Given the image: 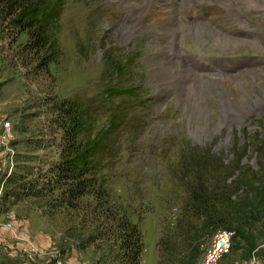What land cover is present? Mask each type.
<instances>
[{
  "label": "rangeland",
  "instance_id": "obj_1",
  "mask_svg": "<svg viewBox=\"0 0 264 264\" xmlns=\"http://www.w3.org/2000/svg\"><path fill=\"white\" fill-rule=\"evenodd\" d=\"M155 1L153 8L154 0H40L47 46L29 43V27L0 18V264H123L117 223L126 218L143 233L141 264H200L219 228L211 236L187 231L201 224L183 216L195 183L223 197L212 205L222 218L240 219L250 208L259 218L251 249L234 228L220 227L232 236L216 264H264V100L240 111L235 92L224 91L254 70L263 79L264 56L237 51L258 54L264 42L235 45L204 25L183 29L176 8L169 29L154 26L166 3ZM186 1L191 12L202 2ZM205 1L227 11L213 21L226 30L245 10L264 16V0ZM128 26L138 34L121 44ZM226 59H241L242 68L221 74ZM203 61L219 72L209 77ZM62 101L78 106L80 141L94 145L91 192L80 207L46 191L4 198L2 178L11 172L33 164L43 182L63 160Z\"/></svg>",
  "mask_w": 264,
  "mask_h": 264
},
{
  "label": "trees",
  "instance_id": "obj_2",
  "mask_svg": "<svg viewBox=\"0 0 264 264\" xmlns=\"http://www.w3.org/2000/svg\"><path fill=\"white\" fill-rule=\"evenodd\" d=\"M40 0H0V18L9 19L21 27H29L31 35V44L36 46H47V37L45 33L44 13L42 12ZM33 38V40H32ZM44 54L42 61H45ZM43 63V62H42ZM56 110L60 118L58 122L65 128L66 145L63 149V160L51 167L52 175L47 180L40 182L41 177L37 176L33 164L24 165L21 172H11L8 176L2 178L3 197H19L26 194H40L46 191L52 193L60 203L68 206L80 207L83 203V196L91 192V185L95 183L92 177L88 175L92 170L90 156L94 145L92 143H82L79 134L83 130V115L80 114L78 106L74 103L62 101ZM44 140H34L35 148L42 147ZM24 153V152H23ZM21 154V153H19ZM22 157H41L38 154H21ZM82 162V166L80 165ZM91 165V166H90ZM1 181V180H0ZM102 196H100L101 198ZM220 195L207 193V188L203 183H195L191 186L189 197L185 202V212L183 216L189 218H198L201 224L191 223L187 231L196 230L198 235L204 231H210L209 236L215 229L220 227L234 228L235 237H242L246 244L243 247L252 248L257 245L259 238L254 236L255 223L259 220L256 213L250 208L243 212V217L237 219L234 217L222 218L220 210L213 211L212 205L217 202H224ZM228 198V196H227ZM226 201V200H225ZM185 219V218H184ZM235 223L236 225H234ZM117 226L122 236L120 241L121 255L123 264H141L142 252L144 247V237L138 224L126 219L118 221ZM186 231V230H185ZM172 237L167 240V244L172 243ZM239 242H235L233 248H239Z\"/></svg>",
  "mask_w": 264,
  "mask_h": 264
},
{
  "label": "bare ground",
  "instance_id": "obj_3",
  "mask_svg": "<svg viewBox=\"0 0 264 264\" xmlns=\"http://www.w3.org/2000/svg\"><path fill=\"white\" fill-rule=\"evenodd\" d=\"M249 1V0H248ZM121 2V1H120ZM131 2V1H130ZM142 2V1H141ZM145 2V1H144ZM164 2V1H163ZM252 2V1H250ZM124 3V2H123ZM143 3V2H142ZM248 3V2H247ZM157 1L154 0V7H156ZM130 5V4H129ZM160 5V4H159ZM149 6V5H147ZM130 7V6H129ZM140 7V6H139ZM147 8V7H146ZM149 8V7H148ZM160 8V7H159ZM175 10L174 5H170L166 3L160 8V12L158 15V22L154 23V26H166L169 29L168 24L171 23V19H170V14L173 13ZM129 12V11H128ZM145 12V11H143ZM141 12V13H143ZM147 12V11H146ZM152 13L158 14V12L156 13L154 10ZM129 15V14H128ZM127 15V16H128ZM132 16V15H131ZM144 15L139 16V18H141ZM175 16V15H174ZM135 17H138L137 14L132 17L131 19H136ZM138 18V19H139ZM129 21V20H128ZM173 21V20H172ZM165 22V24H164ZM140 25V24H139ZM138 25V26H139ZM173 26H171L172 28ZM126 30V31H125ZM123 32L120 33L119 35V42L121 44L127 42L128 40H130L133 36L138 34L139 31V27L137 26H128ZM163 31V30H162ZM120 45V44H119ZM143 45V44H142ZM141 45V46H142ZM153 55V54H152ZM248 72V71H247ZM255 72V70H254ZM254 72H248L249 74V78H243V80H245L244 82H239L238 84H236L235 86H229L226 85L224 87V91L227 90L229 92H235V101H236V105H237V109H240V111H251L253 108V106H259V102L264 100V70H261L262 75H263V79H261V81H256L258 79H260L257 74L259 73H254ZM239 74V73H238ZM247 74V75H248ZM246 75V74H245ZM240 77V76H239ZM230 78V77H229ZM242 78V76L240 77ZM239 79V78H238ZM149 80V79H148ZM233 80V79H232ZM240 81V80H239ZM227 82V81H226ZM254 86H256V88H254ZM191 92V91H190ZM228 92V94H229ZM221 97V96H220ZM222 103H224L223 98H221ZM258 104V105H257ZM261 104V103H260ZM236 108V107H235Z\"/></svg>",
  "mask_w": 264,
  "mask_h": 264
},
{
  "label": "built area",
  "instance_id": "obj_4",
  "mask_svg": "<svg viewBox=\"0 0 264 264\" xmlns=\"http://www.w3.org/2000/svg\"><path fill=\"white\" fill-rule=\"evenodd\" d=\"M5 130L10 133L11 123L10 121H5ZM9 135V134H8ZM14 152V151H13ZM13 164V162H12ZM9 171H12L10 168ZM232 231L227 228H219L214 237L205 257L202 259L200 264H216L220 257L229 249L231 245Z\"/></svg>",
  "mask_w": 264,
  "mask_h": 264
}]
</instances>
